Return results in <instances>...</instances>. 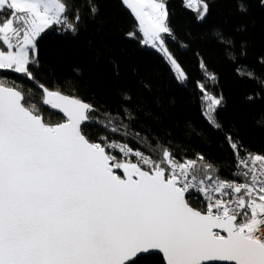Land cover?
<instances>
[{
	"label": "trees",
	"instance_id": "trees-1",
	"mask_svg": "<svg viewBox=\"0 0 264 264\" xmlns=\"http://www.w3.org/2000/svg\"><path fill=\"white\" fill-rule=\"evenodd\" d=\"M60 1L61 20L36 39L28 72L0 70V85L19 91L46 126L63 122L45 108L46 92L87 104L79 131L108 153L119 175L124 163L114 143L187 165L201 182L243 181L238 160L264 159V0H197L195 8L189 0H164L162 39L185 73L181 81L161 54L143 46L122 0ZM12 16L0 10V25ZM21 17L15 14L19 27ZM186 202L200 208L194 196ZM129 264L164 261L148 255Z\"/></svg>",
	"mask_w": 264,
	"mask_h": 264
},
{
	"label": "water",
	"instance_id": "water-1",
	"mask_svg": "<svg viewBox=\"0 0 264 264\" xmlns=\"http://www.w3.org/2000/svg\"><path fill=\"white\" fill-rule=\"evenodd\" d=\"M0 85V264H264V246L191 208L173 181L135 165L115 174L108 153L79 129L90 107L60 93L46 126Z\"/></svg>",
	"mask_w": 264,
	"mask_h": 264
},
{
	"label": "built area",
	"instance_id": "built-area-1",
	"mask_svg": "<svg viewBox=\"0 0 264 264\" xmlns=\"http://www.w3.org/2000/svg\"><path fill=\"white\" fill-rule=\"evenodd\" d=\"M191 3L197 5L195 0ZM111 148L120 154L123 163L133 164L149 174L162 172L164 179L173 181L186 198H198L200 208L196 210L200 213L217 219L232 217L236 222L241 218L242 224L237 230L250 231L248 238L264 246V159L240 158L238 167L244 180L221 184L197 181L188 175L187 165L172 160H155L120 143H114Z\"/></svg>",
	"mask_w": 264,
	"mask_h": 264
},
{
	"label": "rangeland",
	"instance_id": "rangeland-1",
	"mask_svg": "<svg viewBox=\"0 0 264 264\" xmlns=\"http://www.w3.org/2000/svg\"><path fill=\"white\" fill-rule=\"evenodd\" d=\"M122 2L137 22L143 46L161 54L175 77L179 81L183 80L185 77L183 69L162 39V35L168 33L164 0H122ZM191 2L189 0V5L195 8L196 6ZM4 8L11 10L13 16L0 25V42L6 49L0 51V70L27 73L30 55L36 56V39L47 27L61 20L64 4L60 0H0V10ZM205 10V7L201 8L198 20L203 18ZM17 12L26 16L25 19L21 17V27L16 25V22L19 23L15 18ZM213 101L215 106L217 99ZM118 164L120 168L133 165ZM116 175L120 177L119 174Z\"/></svg>",
	"mask_w": 264,
	"mask_h": 264
},
{
	"label": "flooded vegetation",
	"instance_id": "flooded-vegetation-1",
	"mask_svg": "<svg viewBox=\"0 0 264 264\" xmlns=\"http://www.w3.org/2000/svg\"><path fill=\"white\" fill-rule=\"evenodd\" d=\"M120 168V167H119ZM119 170V169H118ZM115 174H117L116 172H115Z\"/></svg>",
	"mask_w": 264,
	"mask_h": 264
},
{
	"label": "bare ground",
	"instance_id": "bare-ground-1",
	"mask_svg": "<svg viewBox=\"0 0 264 264\" xmlns=\"http://www.w3.org/2000/svg\"><path fill=\"white\" fill-rule=\"evenodd\" d=\"M239 168V167H238Z\"/></svg>",
	"mask_w": 264,
	"mask_h": 264
}]
</instances>
